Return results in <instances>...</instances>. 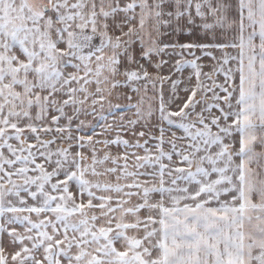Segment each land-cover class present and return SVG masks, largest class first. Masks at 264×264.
Wrapping results in <instances>:
<instances>
[{
	"label": "snow or ice",
	"instance_id": "1",
	"mask_svg": "<svg viewBox=\"0 0 264 264\" xmlns=\"http://www.w3.org/2000/svg\"><path fill=\"white\" fill-rule=\"evenodd\" d=\"M0 264H264V0H0Z\"/></svg>",
	"mask_w": 264,
	"mask_h": 264
}]
</instances>
